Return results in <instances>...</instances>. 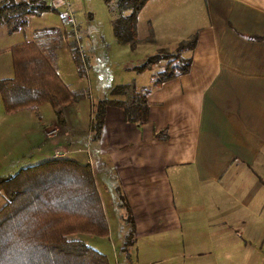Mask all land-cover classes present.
I'll list each match as a JSON object with an SVG mask.
<instances>
[{
    "label": "crops",
    "instance_id": "0c3cea01",
    "mask_svg": "<svg viewBox=\"0 0 264 264\" xmlns=\"http://www.w3.org/2000/svg\"><path fill=\"white\" fill-rule=\"evenodd\" d=\"M201 7L206 17L195 29L188 71L147 94L142 124L109 105L92 141L91 113H66L79 101L62 107V122L40 120L32 106L0 116L26 117L22 130L35 143L50 138L36 161L58 151L91 165L109 233L108 213L116 210L121 221L119 189L133 218L134 248L150 260L264 264V0H201ZM27 24L11 32L2 25V32H23ZM32 37L0 46L8 54L0 78L12 75L7 48ZM56 50L49 60L58 76L70 91L86 93L89 74L58 69Z\"/></svg>",
    "mask_w": 264,
    "mask_h": 264
},
{
    "label": "trees",
    "instance_id": "16d2710c",
    "mask_svg": "<svg viewBox=\"0 0 264 264\" xmlns=\"http://www.w3.org/2000/svg\"><path fill=\"white\" fill-rule=\"evenodd\" d=\"M113 2L112 32L118 44L133 47L136 41V17L147 0H103ZM44 0H0V25L9 32L26 25L29 15L54 11ZM46 52L41 45L28 40L7 48L12 75L0 78V102L8 113L47 102L57 121L62 122V107L80 99L83 94L72 92L54 70L49 57L54 56L62 41L76 69L83 78L90 67L89 56L81 48L77 28L49 27L42 29ZM195 35L180 41L173 53L157 52L134 67L149 68L160 60L165 66L151 77L149 87L134 90L129 84L109 86L110 96L92 101L88 131L90 139L101 135L105 108H120L124 119L136 125L147 117V94L164 81L188 71ZM0 264H108L104 253L87 246L69 235L75 233L106 237L107 220L98 194L92 167L68 157L49 158L19 168L14 174L0 176ZM120 218L126 226L121 250L134 240V222L127 202L116 189Z\"/></svg>",
    "mask_w": 264,
    "mask_h": 264
},
{
    "label": "rangeland",
    "instance_id": "374dc122",
    "mask_svg": "<svg viewBox=\"0 0 264 264\" xmlns=\"http://www.w3.org/2000/svg\"><path fill=\"white\" fill-rule=\"evenodd\" d=\"M44 1L55 10L42 12L37 16L29 15L28 24L23 32L18 31L9 35L5 31L2 32L4 26L0 25V46L12 44L25 33L32 35L45 53L46 46L40 42L43 39V28L62 29L64 26L65 29H69L75 26L81 38V48L89 56L90 65L87 72L89 74L87 92L82 93L83 96L74 101H79L75 106L66 109L68 116L74 113L79 118H83L86 111L91 113L92 102L87 106V101H94L104 96L123 98L121 95L110 96L109 86L129 84L135 91L149 87L151 77L164 68L165 60H160L141 71H137L134 67L158 51L173 53L178 43L189 39L206 17V11L201 7V0H147L137 13L136 41L134 46L130 47L128 44H118L115 41L111 25L114 14L112 1L108 4L103 0ZM56 53L58 69L67 75L69 72L74 74L76 69L66 47L59 48ZM188 54L187 51L182 53L183 56ZM5 58L8 65V54H0V63L4 65ZM6 68H0L1 72H5L2 69ZM30 109L38 110L40 112L38 118L40 117L42 121H49L51 117L52 121L53 119L56 121L54 111L47 102L34 105ZM1 111L4 112L0 102V113ZM26 120L21 114H12L4 118L0 116V176L14 174L21 167L39 162L36 161L38 153L48 148L50 138L41 135V139H35L37 141L35 143L33 137L36 135H32L31 131L24 133L22 129L26 127ZM83 150V155L86 156L85 149ZM1 198L3 196L0 192V204L4 201ZM108 220L110 233L106 237L82 233L69 236L80 239L87 246L104 253L108 264H166L164 258L150 260L147 250L141 254L140 246L135 250V240L127 243L126 251L121 250L126 226L118 219L116 210L108 213Z\"/></svg>",
    "mask_w": 264,
    "mask_h": 264
},
{
    "label": "built area",
    "instance_id": "2783aa9c",
    "mask_svg": "<svg viewBox=\"0 0 264 264\" xmlns=\"http://www.w3.org/2000/svg\"><path fill=\"white\" fill-rule=\"evenodd\" d=\"M54 132V130H49L47 133L48 134H51V133H53ZM65 154H64V152L63 153H60V152H58V151H55V152H53V154L51 155V157H53V158H58V157H63Z\"/></svg>",
    "mask_w": 264,
    "mask_h": 264
}]
</instances>
